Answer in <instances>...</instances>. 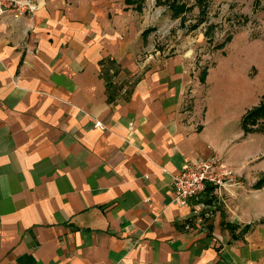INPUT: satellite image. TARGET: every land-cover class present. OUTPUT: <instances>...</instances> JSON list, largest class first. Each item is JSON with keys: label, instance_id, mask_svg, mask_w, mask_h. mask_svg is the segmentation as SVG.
Masks as SVG:
<instances>
[{"label": "crops", "instance_id": "1", "mask_svg": "<svg viewBox=\"0 0 264 264\" xmlns=\"http://www.w3.org/2000/svg\"><path fill=\"white\" fill-rule=\"evenodd\" d=\"M35 1L0 15V264H264V223L243 229L264 218L263 118L242 126L263 50L232 39L201 79L152 52L135 4ZM213 153L241 181L188 228L172 176Z\"/></svg>", "mask_w": 264, "mask_h": 264}, {"label": "rangeland", "instance_id": "2", "mask_svg": "<svg viewBox=\"0 0 264 264\" xmlns=\"http://www.w3.org/2000/svg\"><path fill=\"white\" fill-rule=\"evenodd\" d=\"M172 1H139L141 3L140 15L146 20L147 28L151 29L149 32L153 35L152 52H159L163 56L180 53L187 59L191 58L196 69L200 72L201 79L207 68L214 63V59L221 55L222 50L226 47L229 48L232 39H235L239 44L241 42L246 43L244 47L247 49L258 48L259 51L263 50L264 54V0H200V2L177 0L179 3L185 2L188 9L176 17L172 15L169 8ZM4 14L7 13L0 15ZM227 35L231 36V40L225 43L223 47H218L217 44L223 41ZM251 57L253 55H250ZM262 127L264 129V119ZM216 154L221 157L222 162H226L221 155ZM226 164L230 169H233L229 163L226 162ZM260 177H264V174ZM237 179L239 184L241 179L238 174ZM255 183L253 188H264V185L254 186ZM227 188L217 189L212 198L204 195L199 199V202L202 203L201 210L198 211L203 220L202 228H207L208 223H211L217 212L223 211L224 202L220 198H227L224 195ZM195 218L193 213L188 225H194ZM257 223H264V218L244 226L250 229ZM222 224L223 228L233 231L235 226H239L240 223L234 221ZM216 236V239L221 241L220 235L216 234Z\"/></svg>", "mask_w": 264, "mask_h": 264}, {"label": "built area", "instance_id": "3", "mask_svg": "<svg viewBox=\"0 0 264 264\" xmlns=\"http://www.w3.org/2000/svg\"><path fill=\"white\" fill-rule=\"evenodd\" d=\"M38 7L35 0H0V14H27L33 13ZM96 127L103 128L100 121L94 123ZM173 201L181 206L194 205V225L203 226V220L198 212L201 210L199 199L204 195H213L214 191L222 187L238 184L237 174L230 169L221 157L213 153L206 158H197L187 161L183 168L172 176L171 181ZM215 194V193H214ZM194 202V204H193ZM191 227L188 225V228Z\"/></svg>", "mask_w": 264, "mask_h": 264}, {"label": "trees", "instance_id": "4", "mask_svg": "<svg viewBox=\"0 0 264 264\" xmlns=\"http://www.w3.org/2000/svg\"><path fill=\"white\" fill-rule=\"evenodd\" d=\"M140 1V0H139ZM138 0H125L126 4H135V8L140 11L141 10V3ZM200 2V0H196ZM169 8L172 11V15L174 17L179 16L181 13L186 11L188 9V6L185 2H177V0H173L171 4H169ZM151 29L147 28L146 30L143 31L142 34H147L149 33ZM231 40V36L227 35L223 41L217 44L218 47H223L225 43ZM259 118L264 119V95L261 97L259 100V104L252 109H250L245 116L243 117L242 120V126L245 131L251 130V126L254 125ZM260 185H264V177H260L259 180L255 183L254 186L258 187ZM209 196V194H207ZM210 198L213 196L210 195ZM211 200V199H210ZM244 230H247L248 227L244 226Z\"/></svg>", "mask_w": 264, "mask_h": 264}]
</instances>
